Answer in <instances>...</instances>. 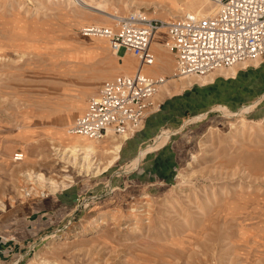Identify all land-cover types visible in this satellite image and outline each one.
I'll use <instances>...</instances> for the list:
<instances>
[{
	"label": "rangeland",
	"instance_id": "1",
	"mask_svg": "<svg viewBox=\"0 0 264 264\" xmlns=\"http://www.w3.org/2000/svg\"><path fill=\"white\" fill-rule=\"evenodd\" d=\"M107 1L105 12L117 7L119 15L142 11L172 22L187 13L191 0ZM106 15L86 4L0 0V230L8 229L7 241L17 238L23 246L20 264H264V116L247 114L255 105L239 112L221 106L181 130L174 138L176 166L169 172L166 166L164 178L144 174L140 164L124 168L122 159L98 176H81L58 156L52 145L72 139L67 131L88 100L105 82L136 71L137 59L124 50L115 55L108 39L82 35L85 26L96 24L92 19ZM161 34L168 51L161 56L172 64L159 75L168 80L174 78V57L166 31ZM262 60L241 62L234 71L219 68L205 82L200 78L206 76L174 78L178 87L172 92ZM153 111L152 104L147 119ZM17 153L23 161L15 160ZM102 158L104 167L108 158ZM33 164L48 179L62 182L68 175L72 181L56 194L39 190L26 197L20 171ZM114 173L115 185L109 186ZM100 216L102 222L93 225Z\"/></svg>",
	"mask_w": 264,
	"mask_h": 264
},
{
	"label": "built area",
	"instance_id": "2",
	"mask_svg": "<svg viewBox=\"0 0 264 264\" xmlns=\"http://www.w3.org/2000/svg\"><path fill=\"white\" fill-rule=\"evenodd\" d=\"M209 1L219 8L212 16L187 12L167 22L133 11L114 15L113 26H85L84 37L108 39L116 55L124 50V55L137 59L138 66L133 74L105 82L90 98L86 112L70 127V134L103 140L108 134L121 136L143 128L153 99L166 82L165 77L146 73L156 62L152 44L162 30L175 58L173 77L177 79L207 76L219 68L263 57L264 0ZM23 159L22 153L15 155L16 161Z\"/></svg>",
	"mask_w": 264,
	"mask_h": 264
},
{
	"label": "crops",
	"instance_id": "3",
	"mask_svg": "<svg viewBox=\"0 0 264 264\" xmlns=\"http://www.w3.org/2000/svg\"><path fill=\"white\" fill-rule=\"evenodd\" d=\"M154 54L156 57L155 52ZM174 69L175 58L173 74ZM146 73L153 76L147 70ZM212 76L207 83L195 82L171 95L163 91V93H159L160 96L153 99L154 111L147 119L145 128L136 133H130L128 135L129 139L123 143L119 161L122 159L123 163H126L124 168H130L132 161L137 157L143 146L149 142H153L162 131H174L164 145L146 155L149 156L153 152H159L154 159L149 156V159L152 158L149 161V159H144L145 156L140 162L141 171L144 170V174L156 172L159 176L166 177V174H164L166 171L164 170L165 167H168L166 169L169 172L176 166L178 153H176L174 147L176 143H174L175 136L181 130H185L187 126L212 117L221 106L227 107L232 112H239L247 106L255 105V108L247 114H251L255 118L264 116V60L254 65L238 68L233 75L216 73ZM153 77L161 76L154 75ZM86 109L79 116L83 115ZM201 116H203L202 119H197ZM138 149L140 150L138 151ZM136 152L137 154L134 156ZM133 156L134 158H132ZM111 177L109 186L115 185V173ZM91 192L97 194L103 192V190L93 189ZM9 237L11 235L8 229L2 228L0 230V264H20L24 259V255L19 254L23 250V246L20 247L21 244L17 242V238H15L16 241L12 239V241H7L6 239ZM17 257L18 259H16Z\"/></svg>",
	"mask_w": 264,
	"mask_h": 264
},
{
	"label": "bare ground",
	"instance_id": "4",
	"mask_svg": "<svg viewBox=\"0 0 264 264\" xmlns=\"http://www.w3.org/2000/svg\"><path fill=\"white\" fill-rule=\"evenodd\" d=\"M56 1L58 2V4L59 3H68V5H70V6L73 5L74 3H75V5H76V3L78 5L86 4L88 7H91L97 11H101V12H104L105 14H107L105 16L106 18L92 19V21L96 24H108L113 19L110 16H114V15L118 14V8L117 7L116 8L114 7L115 12L113 14L109 13V12H105V10L107 9L108 4H109V3L108 4L106 3V2H109L107 0H106V2L104 0H101V1H98V0H79L77 2L76 1L74 2L73 0H56ZM129 1H131V0H129ZM188 6L189 7L186 10V12H193V13H196L199 15H206V16L215 15L219 10V8L216 6H213L209 0H191ZM131 8L135 9L134 7H132V4H130L128 9H131ZM72 9H74V8H72ZM173 9H175V8H173ZM176 9L182 10L183 8L180 7V8H176ZM183 11H185V10H183ZM85 17L86 16L84 14L80 15V18L87 19V17L86 18ZM173 17H175V16H173ZM163 32L164 31L162 30V31H160V34L156 35L155 41L152 44V49L156 53V62L157 63L155 62V64L152 66V68L150 67L147 69L148 73L153 74L155 76H159V74L166 75V73L171 70L170 67H171L172 61L169 58H167L166 60H163V57L161 56V52H166V53L168 52L166 50V46L164 47V44L162 41V34L161 33H163ZM127 56H130V55H127ZM127 56L124 58V60L127 59ZM119 59H120V61L123 60V58H119ZM120 65L122 67H124L123 69L126 72L130 71V66H126V64H123L121 62H120ZM132 68L133 67L131 66V69ZM231 69H232L231 71H234V69H236V68H231ZM231 73L234 74L233 72H231ZM200 79L205 82L208 78L206 76V77L200 78ZM210 79H211V77H210ZM187 82H189V81H187ZM184 83H186V81H184ZM181 84H182V82H181ZM180 86H182V85H180ZM176 87H178V83H176V79H174V78L168 79V80H166V82L161 87L162 92H160V94L163 93V91H166L168 94L171 95V93H174L172 91ZM160 94L157 96H160ZM246 110H249V109L247 108ZM223 111H225V110H223ZM222 113L224 114V112H222ZM229 116L233 117L234 115H233V113H231V115L229 114ZM243 122L245 123V121H243ZM259 124H260V122H259ZM176 131H177V129H176ZM67 133H68V135L72 136L71 140H62L61 139V142L58 145L55 144L52 146H54V148L57 150V152L59 154L58 156H60V159L64 162L67 161L73 168L78 169L79 175H81V176H89V175L98 176L100 173H102L103 170L106 171L107 169L114 166L119 161L120 153H121L124 141H127L129 139V136H128L129 134H123L121 136H115L114 134H108L107 137L103 140H91L88 138L78 137V136H74V135L70 134V128L67 131ZM172 133H174V131H162V133H160L157 136V138L154 139V141L151 144L142 148L140 150L138 156L132 161V166H133L132 168L133 169L137 168L138 165L140 164L141 160L148 153H150L152 151H156L162 145H164L169 140ZM73 137H75V138H73ZM53 141H56V140H53ZM53 144H54V142H53ZM54 148H53V150H54ZM103 156L107 157L108 159H106L107 164L104 165V167H101L100 162H102L104 160V158H102ZM196 158L197 157L195 155L192 157L193 162L196 161ZM36 162H37V160H36ZM192 164L193 163L191 161L188 164V166L191 167ZM26 165H27V163H26ZM18 167H20V166H18ZM20 170H21V168H20ZM20 172L23 175V178H24L23 181H25L26 185H27L26 189H24V193L26 195H29V196H31V195L36 196L40 192L39 190L49 191L50 194H56L59 189H64V188H67L69 186V184L66 182V180L72 181L71 176H68V175L66 177L64 176V180L63 181L61 180L62 182H58L54 179H48V177H45V174L39 173L36 171L34 164H33V166H27L25 170H21ZM43 193H45V192H43ZM4 206H5L4 202L0 200V208L4 209ZM101 218H102V216H100L99 218L94 220L92 224L96 225L98 223V225H99L102 222ZM54 238H56V236H54L53 239ZM67 238H68L67 236H63V237L57 239V241L67 240ZM39 256H40L39 254H36V256L34 257L35 258L34 260H36Z\"/></svg>",
	"mask_w": 264,
	"mask_h": 264
}]
</instances>
